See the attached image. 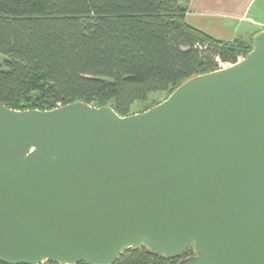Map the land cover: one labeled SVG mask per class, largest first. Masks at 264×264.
<instances>
[{
	"label": "water",
	"instance_id": "obj_1",
	"mask_svg": "<svg viewBox=\"0 0 264 264\" xmlns=\"http://www.w3.org/2000/svg\"><path fill=\"white\" fill-rule=\"evenodd\" d=\"M140 249L264 264V31L142 113L0 105V263L113 264Z\"/></svg>",
	"mask_w": 264,
	"mask_h": 264
},
{
	"label": "trees",
	"instance_id": "obj_2",
	"mask_svg": "<svg viewBox=\"0 0 264 264\" xmlns=\"http://www.w3.org/2000/svg\"><path fill=\"white\" fill-rule=\"evenodd\" d=\"M189 1L0 0V105L49 111L82 102L127 117L150 94L168 97L250 52L251 42L188 26ZM179 262L140 249L113 264Z\"/></svg>",
	"mask_w": 264,
	"mask_h": 264
},
{
	"label": "crops",
	"instance_id": "obj_3",
	"mask_svg": "<svg viewBox=\"0 0 264 264\" xmlns=\"http://www.w3.org/2000/svg\"><path fill=\"white\" fill-rule=\"evenodd\" d=\"M185 23L218 41L250 43L264 31V0H190Z\"/></svg>",
	"mask_w": 264,
	"mask_h": 264
},
{
	"label": "rangeland",
	"instance_id": "obj_4",
	"mask_svg": "<svg viewBox=\"0 0 264 264\" xmlns=\"http://www.w3.org/2000/svg\"><path fill=\"white\" fill-rule=\"evenodd\" d=\"M250 45H252V41H251ZM228 66H230V65H223V64L220 65L221 69L222 68H226ZM166 98H167V94L166 93H153V94H150L146 101L134 103L131 106V108H130V113L138 114V113H140L142 111H145L146 109L154 106L157 103H161Z\"/></svg>",
	"mask_w": 264,
	"mask_h": 264
}]
</instances>
